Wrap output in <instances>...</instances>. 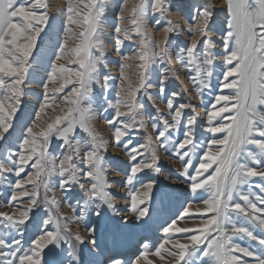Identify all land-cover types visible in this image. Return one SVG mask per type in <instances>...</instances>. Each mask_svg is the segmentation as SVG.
I'll list each match as a JSON object with an SVG mask.
<instances>
[{"label": "snow or ice", "instance_id": "obj_1", "mask_svg": "<svg viewBox=\"0 0 264 264\" xmlns=\"http://www.w3.org/2000/svg\"><path fill=\"white\" fill-rule=\"evenodd\" d=\"M49 8L0 0V186L12 209L0 212V264H83L82 245L89 264H264V0H192L187 12L172 0ZM181 34L189 43L176 46ZM109 46L118 80L103 70ZM110 147L126 161L109 160ZM161 152L180 165L167 175ZM174 184L180 208L127 255L99 259L96 223L80 234L89 214L147 224L168 211ZM114 187L125 190V215Z\"/></svg>", "mask_w": 264, "mask_h": 264}, {"label": "rangeland", "instance_id": "obj_2", "mask_svg": "<svg viewBox=\"0 0 264 264\" xmlns=\"http://www.w3.org/2000/svg\"><path fill=\"white\" fill-rule=\"evenodd\" d=\"M50 4L49 11L53 13L54 15L56 12L61 8L62 5L65 4V0H48ZM118 0H112V3H117ZM131 3V0H130ZM173 3V9L176 8L181 9L182 12L188 11V6L192 3V0H172ZM54 4V5H53ZM114 19V13L112 9H109V12L107 14V20L109 23L112 22ZM159 33H157V38H159ZM172 39L175 41L176 46H181L184 44L189 43L188 38L184 35H174ZM184 39V40H183ZM45 45H41V48H44ZM107 58L109 61L108 67L103 69L104 72L111 74L113 77L117 78L119 77V67L117 64L112 63L114 61H118L119 57L116 54L114 48L109 46V51L107 53ZM177 68L179 69V65H177ZM181 80L187 84V79L181 70ZM188 87L191 88V85L188 84ZM170 89H173L175 91H181V84L180 81L172 80L170 83ZM188 97L185 95L181 99L180 102H187ZM194 102H197L194 98ZM157 105L163 109V105L160 103V101L157 99L156 101ZM29 109L25 110V115L27 114V111ZM153 113L155 112V109H151ZM23 118V117H22ZM96 128L98 131H100L105 137L109 136V131L104 124L103 120H99L96 122ZM78 135L83 137V133H80L78 130ZM134 141L137 142H143V132H138L134 135ZM57 141L53 139V142L51 144L50 150L53 152L57 151ZM107 158L109 160L112 159H119L126 161V157L123 155V152L121 149L116 147H110L108 153L106 154ZM160 163L164 170V175L168 174L169 169L175 170L178 168L179 162L169 159L168 155L164 152L160 153ZM122 175H115V173H110L109 179L115 180V181H122L123 180ZM160 180L164 179V176L161 175L159 177ZM166 183L173 184L172 181H166ZM176 188V191L173 193V199L170 202L166 201V208L168 211L163 213H154L153 219L148 220L147 224H141L137 222L131 215L129 214V223L127 225H124L123 222L120 220L119 217L112 215L111 213H108L102 220L97 221L95 217H93L91 214L88 215L86 218L85 224L80 225L79 231L81 235H87L85 231V226H91L93 223H96L97 231H96V237L98 240V243L101 246V249L104 251V255L100 256L99 259L103 261L105 257L108 254H111L113 252H120V250L126 249L127 254L130 251L135 250L139 246V242L141 241L142 237H148L149 239H154L156 236L162 235L160 232V225L164 222L165 219H167V216L171 214V212H175L178 208H180L181 201L179 199H176V197L180 196L179 189L183 187V185L174 184L173 185ZM114 194L117 196V207L121 210V215H125V190L122 187H114L113 188ZM7 184L0 186V200H3L5 202L4 207H0V212H9L11 213L12 209L11 207L7 206ZM55 195L59 199H65L63 197L62 193L57 189L55 192ZM80 193L78 188H74L71 193H69V198L72 204L76 203V199L79 198ZM191 210L194 212L195 205L190 206ZM60 211L67 216L72 215V209L68 206V203H62L60 206ZM184 223H187L188 226H192V222H180V226H184ZM198 223V220L196 221ZM128 245H132L131 247H128ZM89 246H81L80 248V255L81 260L83 261V264H89V261L93 259L88 252L87 248ZM126 254V255H127ZM152 257H150L151 259ZM157 264H160V261L157 259Z\"/></svg>", "mask_w": 264, "mask_h": 264}, {"label": "bare ground", "instance_id": "obj_3", "mask_svg": "<svg viewBox=\"0 0 264 264\" xmlns=\"http://www.w3.org/2000/svg\"><path fill=\"white\" fill-rule=\"evenodd\" d=\"M54 5V4H53ZM184 40V39H183ZM120 252H123L125 255L127 254V251H126V249H124L123 251L122 250H120Z\"/></svg>", "mask_w": 264, "mask_h": 264}]
</instances>
